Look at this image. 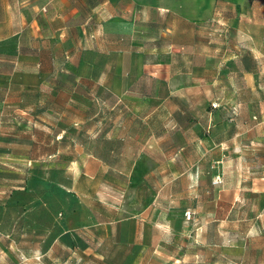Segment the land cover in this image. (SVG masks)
<instances>
[{
    "label": "crops",
    "instance_id": "1",
    "mask_svg": "<svg viewBox=\"0 0 264 264\" xmlns=\"http://www.w3.org/2000/svg\"><path fill=\"white\" fill-rule=\"evenodd\" d=\"M262 90L264 0H0L2 203L21 185L22 160L34 177L44 166L46 186L66 193L77 167L99 179L97 195L116 202L131 192L125 209L116 202L96 219L128 256L143 257L152 232L181 248L156 251L172 264H264V172L248 165L264 157L241 138L264 132ZM198 97L200 112L190 105ZM214 100L219 108L207 106ZM78 213L59 234L79 235Z\"/></svg>",
    "mask_w": 264,
    "mask_h": 264
},
{
    "label": "rangeland",
    "instance_id": "2",
    "mask_svg": "<svg viewBox=\"0 0 264 264\" xmlns=\"http://www.w3.org/2000/svg\"><path fill=\"white\" fill-rule=\"evenodd\" d=\"M24 10H28V8H24ZM10 11L12 12V8ZM13 21L16 25L17 19L15 18ZM147 58L149 61H153L156 56L149 54ZM261 93L264 94V90ZM152 103L154 105L155 100L150 99L149 106H152ZM212 103H216L217 107H220L219 100L208 101L207 106L213 108ZM175 104L176 102L171 101L166 104V107H173ZM190 105L197 112L206 107L205 100L200 97L191 100ZM22 130L20 137L27 134L26 127H23ZM196 135L200 137L201 132L197 131ZM241 138L242 143L247 145L245 146L246 149L255 148L254 154L264 157V132L245 131L242 133ZM127 143V146L122 149L127 157H131L134 150L133 143L129 140ZM204 147L209 149L206 145ZM173 149L176 148H167L166 158L172 155L171 151ZM152 150L154 155L159 157V155H156V150ZM27 151L22 145L18 149L20 154L28 153ZM203 152L204 148L198 146L195 148L194 155L203 154ZM208 153L216 156L220 154V149H209ZM16 165L15 180L16 182L19 181L21 185L15 187V193L11 197L12 199H9V203L8 200L2 203L6 192L3 193V188L0 187V264H172V259L158 255L159 253L156 251L163 249L181 250L180 247L174 244L172 239L163 237V235L162 238L166 241H162V239L155 242L156 239L152 238V232H150V241L148 246L143 248V257L136 258L140 255V249L134 250L132 255L128 256V253L125 250L123 251V247L107 241L105 236L110 232L108 226L103 224L100 226L96 222L97 220L104 221L107 219L111 211L114 210L116 202L119 209H125L126 202L131 200L130 191L127 193L129 195H122L118 201H111L107 196L96 194L99 179L88 178L87 175L83 177L77 167H74L69 173V182L72 184L74 191L61 192L58 188L46 186L45 176L47 177V175L44 166L35 172L38 176L34 177L35 167H31L23 160ZM128 165L126 161L118 164L119 168L123 169L127 168ZM167 165L171 167V163H160L159 169L167 171ZM248 165L251 170L255 171V174L264 172V163L261 162V159ZM240 167L243 169V164ZM215 168L219 169V166ZM5 179L10 180L11 177L6 176ZM215 180L219 182V179L216 178ZM165 181L169 182L167 178H165ZM185 183L186 181H181L177 185L181 187L185 186ZM137 196L140 198V192ZM141 197L144 198V194ZM97 198L101 201H97ZM74 209L79 211L82 226L75 229L79 235H72L75 239L74 248H68L65 242L58 239V234L63 229L64 221L70 211ZM217 211L220 213L218 209ZM189 212L188 219H191L192 212ZM184 218H186L185 214ZM213 218H215V211H213ZM150 231H152L151 228ZM100 235L104 237L100 239L101 242H98L97 238H100Z\"/></svg>",
    "mask_w": 264,
    "mask_h": 264
},
{
    "label": "trees",
    "instance_id": "3",
    "mask_svg": "<svg viewBox=\"0 0 264 264\" xmlns=\"http://www.w3.org/2000/svg\"><path fill=\"white\" fill-rule=\"evenodd\" d=\"M119 146H120V141H116V143L114 144V147H112L111 149L119 150ZM99 153H100L102 158L106 157V155L108 153V148H104V147L100 148ZM58 239L60 241L65 242L67 244L68 248H74L75 239L72 236V234H70L69 232H64L62 234H59Z\"/></svg>",
    "mask_w": 264,
    "mask_h": 264
},
{
    "label": "built area",
    "instance_id": "4",
    "mask_svg": "<svg viewBox=\"0 0 264 264\" xmlns=\"http://www.w3.org/2000/svg\"><path fill=\"white\" fill-rule=\"evenodd\" d=\"M211 105H212L213 108H215V107L218 106L216 103H212ZM184 214H185L186 218L188 219L190 212L189 211H186V212H184Z\"/></svg>",
    "mask_w": 264,
    "mask_h": 264
}]
</instances>
